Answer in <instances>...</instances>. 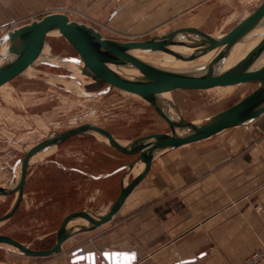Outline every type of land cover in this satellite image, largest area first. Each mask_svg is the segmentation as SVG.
I'll return each instance as SVG.
<instances>
[{
    "label": "crops",
    "instance_id": "obj_1",
    "mask_svg": "<svg viewBox=\"0 0 264 264\" xmlns=\"http://www.w3.org/2000/svg\"><path fill=\"white\" fill-rule=\"evenodd\" d=\"M21 1L78 3L94 7V12L103 10L107 4L117 3L116 6L106 9V16L111 14L112 20H126L127 26H118L116 29L121 33L135 34L164 26L176 17L195 19L199 21L198 26L219 18H238L235 22L237 23L248 16L258 2ZM120 8L121 14H117ZM227 24L228 21L223 25ZM252 48L247 49V53ZM77 78L78 80H70L68 87L80 86L83 77ZM95 143L97 147L90 151V160H81V166L86 169L64 167L66 170L79 171L86 181L80 187L81 203L67 209L62 219L67 214L80 210L105 214L119 193L124 171L116 170L132 158L113 150L117 156L114 153L107 155L114 163L109 164V160L110 166L103 173L93 171L94 159H98L99 155L98 142ZM55 148L56 146L47 155ZM42 151L37 152L34 157ZM138 172L139 168H134L124 178V182ZM86 224L88 222L82 218L73 223ZM14 238L26 245L25 241ZM263 243L264 114L248 125L233 127L228 132L223 131L156 156L147 174L127 196L111 220L67 238L60 251L35 257L16 253L0 245V264H112V256H117L120 252L135 254L136 259L131 264H242L243 259ZM104 255H110V258L107 259ZM79 256L82 258H78Z\"/></svg>",
    "mask_w": 264,
    "mask_h": 264
},
{
    "label": "water",
    "instance_id": "obj_2",
    "mask_svg": "<svg viewBox=\"0 0 264 264\" xmlns=\"http://www.w3.org/2000/svg\"><path fill=\"white\" fill-rule=\"evenodd\" d=\"M263 27L264 0H258L256 7L248 16L220 33L209 32L200 26L182 25L145 39L118 41L104 37L91 25L72 20L61 12L47 13L38 20H32L3 33L0 37V57H12L0 65V86L23 76L25 69L34 64L39 57L44 44L47 43L48 33L58 31L60 37L68 42L77 56L53 54L66 62L75 64L83 62L82 67L77 65L68 68L73 72L79 70L90 77L92 82L106 85L97 92H83L85 96L96 97L110 90H117L135 97L152 106L167 123L169 131L152 132L124 141L102 126L84 122L63 131L49 133L30 146L14 163V176L10 182L0 184V195H13L11 206L0 216V223L12 217L23 198L25 184L30 175L31 157L38 150L51 145L58 146L75 135L100 134L110 147L132 158L130 162L116 170L124 171L119 193L105 214H94L88 210L67 214L55 230V242L51 247L31 248L13 236L2 233L0 245L16 253L35 257L58 252L67 238L80 231L92 230L111 220L127 196L147 174L156 156L166 150L204 140L227 129L247 124L264 114V64L253 68L264 51V30H258ZM255 37H259L260 40L243 58L229 68L219 70V63L236 43ZM176 45L195 50L183 55L171 48ZM215 49L218 51L208 62L202 64L196 73L165 70L130 53L131 50L159 51L178 60L191 61ZM108 64L131 67L137 71V75L133 80L123 78ZM48 66L67 67L66 64ZM228 85L254 88L228 108L202 119H186L171 97L176 91H203ZM163 93H168L169 98H163L161 96ZM17 164H20L19 173L15 170ZM139 164H142L141 170L124 183V178ZM80 218L85 219L88 224L69 226L70 222ZM104 256L110 258V255ZM112 258L114 260L112 264H131L136 259L133 252H120Z\"/></svg>",
    "mask_w": 264,
    "mask_h": 264
},
{
    "label": "rangeland",
    "instance_id": "obj_3",
    "mask_svg": "<svg viewBox=\"0 0 264 264\" xmlns=\"http://www.w3.org/2000/svg\"><path fill=\"white\" fill-rule=\"evenodd\" d=\"M15 1L0 0V37L6 31L38 20L50 12L64 13L72 20L91 25L104 37L118 41L141 40L182 25H199V21L195 19L176 17L164 26L142 34L121 33L116 28L127 26L128 22L121 18L112 20L111 14L106 16L105 13L107 8L116 6L117 3L107 4L108 7L94 12V7L78 3ZM119 13L121 14V8L117 14ZM237 20L238 18L208 20L200 27L209 32L220 33L235 25ZM227 21L228 24L224 26ZM46 41L48 44L45 45L52 54L77 56L63 37L52 35ZM263 55L264 51L260 57ZM48 65L50 64L34 63L29 67L39 69L44 74L40 72L30 78L19 76L0 86V184L10 182L14 176V163L30 146L54 131L91 122L108 129L124 141L156 131H169L167 123L146 102L117 90L87 97L83 92H97L106 85L90 82L91 79L85 76H82L80 86L68 87L61 81L52 83L48 80L50 75L68 80L72 78L73 71L65 66ZM253 88L254 86H217L203 91H176L171 97L186 119L197 120L228 108ZM248 124L250 122L239 126ZM229 130L232 128L224 133ZM96 141L99 155L98 159H94L93 171L103 173L110 166L109 160V164L114 163L107 154L117 156V153L90 133L72 136L56 146L43 162H32L24 197L12 217L0 225V233L18 237L31 248L51 247L55 230L65 211L81 203L79 192L86 178L76 170L86 169L81 166V160H90V151L97 147ZM64 167L76 170H66ZM12 201L13 195H0V216L9 209ZM261 246L258 249L263 248ZM263 263L264 260L259 262Z\"/></svg>",
    "mask_w": 264,
    "mask_h": 264
},
{
    "label": "bare ground",
    "instance_id": "obj_4",
    "mask_svg": "<svg viewBox=\"0 0 264 264\" xmlns=\"http://www.w3.org/2000/svg\"><path fill=\"white\" fill-rule=\"evenodd\" d=\"M258 30H264V27L259 28ZM52 35L60 36L58 31H51L50 33H48V36H52ZM181 38H183V35L181 36ZM259 40H260L259 37L258 38L255 37V38H251V39L242 40V41H239L238 43H236L230 49V51L226 55V57L219 63V70H225V69L229 68L230 66H232L235 62H237L238 60L243 58L247 54L246 50L251 48V47H254ZM171 48L173 50L183 54V55H188V54H190V52H192V50H195V48H188V47L178 46V45L172 46ZM217 51H218V49L212 50V51L208 52L207 54L200 56L198 58H195L194 60H191V61L178 60V59L173 58L171 55H168V54H165V53L159 52V51L131 50L130 53L133 56L138 57L139 59H141L145 62H148L154 66L160 67V68L165 69V70H169V71H173V72H183V73H196L198 71L199 67L202 64L208 62L214 56V54ZM11 57L12 56H9L7 58L0 57V65L3 64L4 62H6ZM34 63L50 64V65H52V64H66L67 67H74L77 65L79 67H82V65H83V62H79L78 64H75L72 62H66V61L62 60L61 58L56 57L55 55H53L51 53V51L47 48V46L45 44H44V47H43L39 57L36 59V61ZM263 64H264V55L258 58L256 63L254 64L253 68L259 67ZM108 66L114 72H116L118 75H120L123 78L129 79V80H133L134 77L137 75V71L131 67H128V66H115L113 64H108ZM40 72L43 73V71H41L39 69L27 67L25 69V71L23 72V75L28 76V77H35L36 74L40 73ZM72 73H73L71 75L72 78L70 77L71 79H69V80H64V79H62L63 77L53 76V75H50L48 80L50 82L61 81L64 83V85L68 86V85H70V82H71L70 80H72V79L78 80L77 77L85 76L79 70L72 72ZM85 77H88V76H85ZM88 78H90V77H88ZM90 82H92V81H90ZM161 96L165 99L169 98L168 93H163ZM92 135H94L97 139H99V140L103 141L105 144H107V140L104 137H102L100 134L92 133ZM53 147H55V145L44 147V148L38 150L37 152L42 151V150L43 151L38 156L34 157L35 154L37 153L36 152L31 157L30 163H32V162H39V163L43 162L44 159H42V158L44 156L46 157L48 152ZM135 168H139V171H140L142 168V164H139ZM15 170L19 173L20 164L16 165ZM73 223H74V221L70 222L69 226H72ZM1 224L2 223H0V225Z\"/></svg>",
    "mask_w": 264,
    "mask_h": 264
},
{
    "label": "built area",
    "instance_id": "obj_5",
    "mask_svg": "<svg viewBox=\"0 0 264 264\" xmlns=\"http://www.w3.org/2000/svg\"><path fill=\"white\" fill-rule=\"evenodd\" d=\"M264 260V246L263 248L256 249L249 254L244 260L243 264H259L260 261Z\"/></svg>",
    "mask_w": 264,
    "mask_h": 264
}]
</instances>
